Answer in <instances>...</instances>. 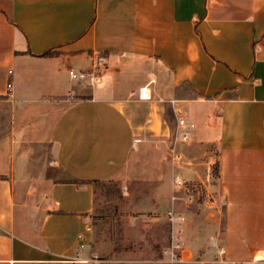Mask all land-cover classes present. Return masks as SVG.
Masks as SVG:
<instances>
[{
    "label": "crops",
    "instance_id": "1",
    "mask_svg": "<svg viewBox=\"0 0 264 264\" xmlns=\"http://www.w3.org/2000/svg\"><path fill=\"white\" fill-rule=\"evenodd\" d=\"M158 144L172 203L218 165L214 263L264 264V0H0V264H90L97 188Z\"/></svg>",
    "mask_w": 264,
    "mask_h": 264
},
{
    "label": "rangeland",
    "instance_id": "2",
    "mask_svg": "<svg viewBox=\"0 0 264 264\" xmlns=\"http://www.w3.org/2000/svg\"><path fill=\"white\" fill-rule=\"evenodd\" d=\"M167 125H173L170 117ZM166 151L164 144H158L138 156L121 179L97 188L91 216V251L102 261L99 264H173L168 250L173 241V229L166 219L172 208L186 216L181 236L189 252L186 264H218L214 263L217 258L213 250H218L215 244L221 248V242L213 232L219 208L212 206L217 192L209 190L215 185L213 168L203 182L187 179L200 189L191 206L183 201L184 194L180 190V200L172 203ZM184 163L183 160L182 165Z\"/></svg>",
    "mask_w": 264,
    "mask_h": 264
},
{
    "label": "built area",
    "instance_id": "3",
    "mask_svg": "<svg viewBox=\"0 0 264 264\" xmlns=\"http://www.w3.org/2000/svg\"><path fill=\"white\" fill-rule=\"evenodd\" d=\"M106 68V62L103 58L99 59L94 66V69L91 71H82L77 69H70L69 70V76L72 80L84 83L86 86L92 88L96 83L98 78L101 76L102 72ZM8 89L11 91L12 84L8 83L7 85ZM175 113L177 116L180 117L181 112L180 110H175ZM178 125L182 128H186L187 124L186 121L183 118H179ZM183 142H187L189 140V137L187 133H184ZM171 160L173 162V165L179 166L181 163H183L182 156L172 150L171 152ZM173 186L180 191H183L184 197L183 201L186 203V205L189 207L194 203L195 197L197 194L200 193L199 187H197L195 184H192L185 180L181 174L174 173L173 175ZM220 206L224 207L226 205V201L220 199ZM166 219L170 222L172 229H173V241L171 247L168 249L171 251L172 255V263L173 264H186L189 262V252L186 248L184 242L181 239V236L184 233L185 225H186V216L182 213L177 211L175 208H172L167 212ZM89 232L92 231V226H89L87 228ZM79 240L81 242V249L84 247V243L86 241V238L84 235H79ZM215 246L218 248L220 256L225 254L224 248H219L217 244ZM83 263H91V264H99L102 262L96 255L92 258V260H82ZM230 264H238L231 262Z\"/></svg>",
    "mask_w": 264,
    "mask_h": 264
},
{
    "label": "trees",
    "instance_id": "4",
    "mask_svg": "<svg viewBox=\"0 0 264 264\" xmlns=\"http://www.w3.org/2000/svg\"><path fill=\"white\" fill-rule=\"evenodd\" d=\"M52 54H54L52 51H49V52H47V53H45V54H43V56H48V55H52ZM213 172H214V175L215 176H218V165L217 164H215L214 166H213ZM112 182H109V184H111ZM106 184H108V183H106Z\"/></svg>",
    "mask_w": 264,
    "mask_h": 264
},
{
    "label": "bare ground",
    "instance_id": "5",
    "mask_svg": "<svg viewBox=\"0 0 264 264\" xmlns=\"http://www.w3.org/2000/svg\"><path fill=\"white\" fill-rule=\"evenodd\" d=\"M143 95H145V92L143 93ZM263 256V253L262 254H258V257H262Z\"/></svg>",
    "mask_w": 264,
    "mask_h": 264
}]
</instances>
